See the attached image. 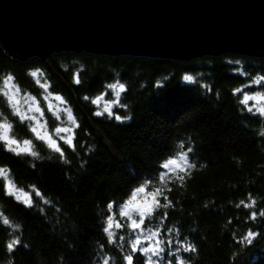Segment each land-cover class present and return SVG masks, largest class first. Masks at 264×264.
<instances>
[{"label":"trees","instance_id":"trees-1","mask_svg":"<svg viewBox=\"0 0 264 264\" xmlns=\"http://www.w3.org/2000/svg\"><path fill=\"white\" fill-rule=\"evenodd\" d=\"M16 55L0 46V121L12 125V138L33 144L27 152L9 151L0 141V168L28 193L33 206L7 195L0 177V215L19 226L14 230L0 219V264H104L105 259L125 264L128 241L135 235L120 211L132 191L147 181V191L162 190V204L165 196L171 201L146 224L160 227L166 251L170 239L173 251L178 242L197 249L176 253L186 264H264V117L240 104L245 93H264V83H252L264 75V54L223 51L178 58L58 48L42 57ZM185 75L193 80L185 81ZM9 76L20 94L38 101L49 128L55 117L45 99L62 97L79 125L72 124L70 135L75 150L56 137L65 153L62 159L45 141L36 140L30 121L13 114L5 86ZM113 83L125 85L119 103L126 107L109 105L125 118L122 122L107 113L96 116L104 107L91 102L97 96L117 100L107 87ZM57 113L65 120L63 110ZM189 148L196 167L183 172L181 154ZM168 159L177 163L165 170L161 165ZM146 198L151 199L139 193L135 201ZM164 212L168 216L160 224ZM109 215L114 243L103 231ZM249 231L257 233L251 243L244 239ZM17 237L21 243L9 253L6 245ZM131 254L134 264H147L142 254ZM169 261L174 264L175 257L163 258V264Z\"/></svg>","mask_w":264,"mask_h":264},{"label":"water","instance_id":"water-1","mask_svg":"<svg viewBox=\"0 0 264 264\" xmlns=\"http://www.w3.org/2000/svg\"><path fill=\"white\" fill-rule=\"evenodd\" d=\"M0 46L18 58L58 48L262 55L264 0H0Z\"/></svg>","mask_w":264,"mask_h":264},{"label":"snow or ice","instance_id":"snow-or-ice-1","mask_svg":"<svg viewBox=\"0 0 264 264\" xmlns=\"http://www.w3.org/2000/svg\"><path fill=\"white\" fill-rule=\"evenodd\" d=\"M32 75L35 76L36 73L33 72ZM7 79L9 81L12 80V76H9ZM183 79L185 81H192L193 77L190 75H185L183 77ZM76 82L79 83V80H77ZM252 83L257 84V85L264 83V75L255 78ZM42 87H43V85H42ZM107 87L114 90V94L117 97V100H113V101L108 102L107 105L104 107L103 111H96L94 114L96 116H102L105 113H107V116L109 118H114L115 120L122 122L125 118L121 117L120 115L115 114L111 110V107L108 105H115V106H118L120 108L126 107V105L119 103V97H120L121 93L125 91V85L122 83H113V84L107 85ZM235 91L239 92L241 90L236 89ZM55 99L62 101V97H60V96H56ZM84 99L87 100L89 98L84 97ZM100 99H101V97L97 96L91 102L93 104H97ZM257 99L264 100V93H261V92H256L253 94L245 93L243 96V99L240 100V104L243 105L249 113H253V110L255 109L256 113H258L260 116L264 117V107H257L256 104H253L250 106L248 104L249 101L257 100ZM9 103H11V101H9ZM35 110L37 112L40 111L39 108H36ZM48 110L50 112L52 111L51 106H49ZM66 111L68 113V119L72 122V124L76 125V127H79V125L76 123V120L72 116L71 110L67 109ZM256 113H253V114H256ZM13 114L14 115H20L19 109L17 108ZM2 115H3V113H0V116H2ZM41 115H43V113H41ZM56 118L60 119L59 115H57ZM20 119H21V122H24L25 120H29V121H36L38 123V120L35 116H23V115H21ZM29 127H30L32 133L35 134L36 140L45 141V136L39 134V132L37 131V127L35 125L30 124ZM41 127H44V126L41 125ZM6 128L11 129L12 125L10 123H7V124L6 123H0V129H6ZM69 131H72V129L66 128V127H57L55 129L56 134L66 133ZM59 139L64 141V143L69 148L75 150L76 146L73 143L74 136L68 137V138H65L64 136H60ZM5 140H7L8 145L19 146L18 141L16 139H9L6 137V134L0 132V141H5ZM45 142L47 143V146L50 149H52L55 153H58L62 159L65 157L64 150H62L61 146L56 142V140H53L51 138V136H48V139ZM23 144L24 145H32L33 141L29 140V139H25V140H23ZM9 151H16V149L9 147ZM21 151L27 152L28 149L24 148V149H21ZM191 153H192V149L189 148L187 150V152L181 154V159H183L185 161V163H184L183 167H181L180 171L186 172L188 169L196 167V165L189 160V155ZM17 154H19V153H17ZM30 154L33 157L37 156V152L34 150L31 151ZM176 163H177L176 159H168V160H166L165 163H163L161 165V167L164 168L165 170H167V169H169L170 165H175ZM167 175H168L167 171L162 172L160 174L161 183H165L164 178ZM0 177L5 178V192L7 195L12 196L15 194L16 191H22L20 189H17L15 184L12 183L11 179L7 175L6 169L0 168ZM177 178L180 180H183L184 176H177ZM149 183H150V181H147V182L141 184L140 186L136 187L132 191L130 198L127 201H125V204L122 206L121 211H120V216L126 217L130 221V223L127 225V227L135 235V239H131L128 241V246H129L131 252H130V254H126L123 257L125 264H134V257L131 253L142 254L144 257H146L147 264H163V258L165 256H174L175 257L174 264H186V262L183 259H181L179 256H176V253H179V252H186V253L196 252L197 249L193 245L178 242V247H176L175 250L173 251L171 248L172 241L169 239L167 241L168 250L166 251V248H165L166 242L161 237L160 227H155V228L146 227L147 223H150L153 220H155L156 215L161 208L167 209L168 207L171 206V201H169L168 197H166V196L164 197V200L166 202L163 204L161 203L159 196L161 195L162 190L160 188H156L154 191H147ZM169 190H171V189H169ZM139 193H146V197H151V199L146 198L143 201V203L137 202V203L133 204V201H135L137 199V194H139ZM23 195L27 198L25 201L26 206L32 207L33 201L31 199V197L28 196V193H23ZM35 195L37 197L42 198V193L39 190H35ZM44 202L48 203V201H46V200ZM241 203L243 204L244 202L241 201ZM253 203H255V201H253ZM244 206L247 208V207H250L251 205L244 204ZM125 208H128L129 211H125L124 210ZM108 209H109V211H111L113 209V204L110 203L108 205ZM132 214H135V215H132ZM260 215L264 216V212H261ZM167 216H168V213L164 212L159 223L163 224L164 219H166ZM251 218L253 220L256 219V213H253ZM0 219H2V222L4 225L11 226V227H13L14 230H15V228L19 227L18 225H12L11 221L7 217H3L2 215H0ZM107 220L109 221V224H108V226L104 227L103 231L108 235V242L114 243L115 242L114 233L112 231H110V229L112 227L111 221L113 220V217L111 215H109L107 217ZM116 227L121 228V227H123V225L117 223ZM168 231L171 232L172 229H168ZM256 236H257V233H255L253 231H249L247 233V235L244 237V239L246 241H248L249 243H251V241L253 239H255ZM119 239L121 241H123L124 237L121 236ZM145 241L148 242L147 246H145V243H144ZM20 243H21V241L18 237L12 239L6 245L8 252L9 253L13 252L14 248L16 246L20 245ZM104 264H109V261L107 259H105ZM169 264H173V262L169 261Z\"/></svg>","mask_w":264,"mask_h":264},{"label":"rangeland","instance_id":"rangeland-1","mask_svg":"<svg viewBox=\"0 0 264 264\" xmlns=\"http://www.w3.org/2000/svg\"><path fill=\"white\" fill-rule=\"evenodd\" d=\"M5 86H6V90L9 92V97H10L11 103H12L13 107L15 108V110L18 108L20 111V115L35 116L37 118L38 123L36 121H30V123L37 127V131L39 132L40 135L45 136V141H47L48 136H51V138L53 140H56V137H60V136H64L65 138L70 137L71 131L66 132V133H60V134H56V132H55V129L57 127H66V128L72 129V122L68 119V113L66 111L65 105L63 104L62 101L55 99V97L57 95H53L52 97H49V98L46 97V99H45L46 104H47V108H49V106H51L52 113L55 117V120L53 121L52 126L49 128L47 121L43 118V115H41V113H42L41 107L38 105V101L34 97L27 95V94H20L15 89V87L10 83V81L6 80ZM254 101L259 103L262 100L257 99ZM108 102H110V101H106L103 99H100L98 101V103H100L102 107H105ZM258 107H264V103H259ZM36 108H39L40 111L37 112L35 110ZM61 110L64 111L63 114L65 116V120H63V121L56 118V116L59 114L57 112H59ZM0 123H5V122L0 121ZM41 125H43L44 127H41ZM0 132L6 134L7 138L14 139L9 135L7 128L6 129H0ZM23 140L24 139L17 140L19 146L8 145L7 140H5L4 142H5L6 146H8V147L14 148L16 150H21V149L27 148V145L23 144ZM23 193H26V192L16 191L14 195L25 202L27 198L23 195ZM137 202H139V201H133V203H137Z\"/></svg>","mask_w":264,"mask_h":264}]
</instances>
